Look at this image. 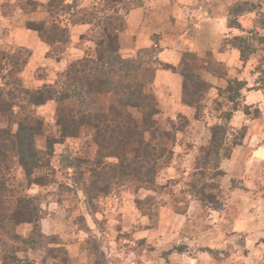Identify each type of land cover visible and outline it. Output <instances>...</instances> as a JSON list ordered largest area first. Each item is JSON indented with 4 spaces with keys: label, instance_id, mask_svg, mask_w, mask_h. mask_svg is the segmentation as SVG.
Here are the masks:
<instances>
[{
    "label": "rangeland",
    "instance_id": "374dc122",
    "mask_svg": "<svg viewBox=\"0 0 264 264\" xmlns=\"http://www.w3.org/2000/svg\"><path fill=\"white\" fill-rule=\"evenodd\" d=\"M26 1L0 0V85L11 83L9 71L14 67L15 60L22 65L29 51L32 53L29 63L36 59L35 69L29 68L26 76L21 73V79L24 85L31 88L56 82L63 78L71 62L87 54H97L96 42L90 40L94 35L92 26L87 24L81 32V24H74V20L81 8L92 7L93 4L98 8L108 7L103 0H64L65 3L76 1L72 4L71 13L65 10L62 3L53 5L52 1L48 4L50 0H39L43 5L36 12L26 13L22 9L27 8ZM127 1L128 4L141 2ZM261 7L258 11L264 13V6ZM106 12L112 13V10ZM260 17V12H255L251 26L244 25L243 29L258 27L264 35V29L258 25ZM27 20L43 21L49 26L57 22L68 27L59 38L68 42L49 45L34 31L42 45L45 43L47 47L37 57L34 56L35 51L31 47L16 43L24 25L19 23L23 21L26 26ZM152 48L155 52L159 50L156 46ZM146 51L138 50L129 57L141 58ZM256 53L246 63L243 62L242 67L239 65L230 73L232 77L248 81L247 88L242 91L241 102L249 105V113L243 109L234 113L226 140L232 148L235 137L245 132L242 143L237 146L247 145L252 150L247 155V167H241L244 172L239 171L237 176L229 173L223 166L228 158H224L221 168L226 174L217 179L205 178L209 183H217V188L211 190L217 195L219 204L203 205L189 188L199 165L197 163L202 158L200 146L206 144L211 136L210 126L215 122L224 123L221 113L232 108L231 103L219 96V88L227 84L219 87L207 78L210 71L229 74L230 69L218 65L213 59L202 62L203 59L199 58L202 63L209 62L200 71L202 84L205 85L197 88V95L202 96L199 105L204 109L203 118L199 121L194 118L196 107L187 104L190 97L185 94L184 88L173 93L155 85L158 113L150 117L146 124L145 138L152 143L150 149L154 155L164 154L161 158L149 156L147 167H150L151 176L155 179L152 188L148 187L147 181L133 180L134 175L123 176L122 168L117 167L118 160L107 156L108 149L102 147L100 139V145L96 143L97 137L91 129L83 130L78 136L62 138L57 125L56 101L38 107L37 112L45 122V132L36 137L38 148L45 149L50 137H56L58 142L54 145L53 155L44 153L51 165L36 173L46 175L49 184L43 187L35 184L28 193L41 194L45 216L57 220L50 234L59 235L64 247L63 251H57L56 257L48 249L31 252L34 264H264V234L251 240L245 229L229 227L228 221L222 218L232 206L236 207L231 211L233 214L244 206L251 210L248 201L254 193L259 194L261 204L254 203L251 211L256 215L264 210V195H260L264 193V173L262 177L258 176L260 159H264V91L252 88L260 76L253 70L264 55V46ZM152 61H156L155 57ZM158 67L174 68L168 64ZM30 70L33 71L29 73ZM107 100L109 97H103L101 102ZM132 112L133 117L141 121L142 114L136 109ZM7 123L6 118L0 117V126L5 127ZM133 153L129 151V157H133ZM68 156L84 160L82 170L93 189V204L86 203L85 193L80 187L81 169L66 167ZM232 157L233 153L229 158ZM242 159H237L239 166ZM7 165L14 182L27 186L24 169L12 151H9ZM114 167L117 170H112ZM30 227H19V232L27 234ZM21 255L25 257L23 253ZM76 257L78 260H75Z\"/></svg>",
    "mask_w": 264,
    "mask_h": 264
},
{
    "label": "trees",
    "instance_id": "16d2710c",
    "mask_svg": "<svg viewBox=\"0 0 264 264\" xmlns=\"http://www.w3.org/2000/svg\"><path fill=\"white\" fill-rule=\"evenodd\" d=\"M52 1L53 5L62 3L68 13L72 12V4L76 2L50 0L48 4H52ZM103 2L107 3L108 7L98 8L93 4L92 7L81 8L76 15L77 19L74 20V24L92 26L94 35L90 40L97 45L95 56L87 54L71 62L63 78L56 82L31 88L24 85L21 79V73L26 76L29 68L35 69V63L31 64L32 60L29 63L32 55L29 51V56L22 65L16 60L14 65L12 64L14 67L9 71L11 83L0 85V117L6 118L8 122L5 127L0 126V264H34L30 257L31 252L48 249L56 257L57 251H63L60 236L47 234L43 230L42 221L46 216L41 194L28 193L30 187L35 184L39 187L49 184L46 175L36 173L37 170L51 165L50 159H47L44 153L53 155L54 145L58 142L56 137H50L47 139L46 148L42 150L36 144V137L45 132V122L37 108L47 102L56 101L58 104L57 125L60 127L62 138L78 136L83 130L91 129L97 137L96 143H101L102 147L108 149L107 156L118 160L117 167L122 168L123 176L134 175L133 180L147 181L149 188L155 184L150 167H147L148 159L150 155L161 158L164 153L157 156L151 152L152 143L145 138V126L150 117L158 113L154 81L158 65L162 63L158 59L152 61L154 53L157 54L153 48L143 49L147 51L141 58L122 55L120 32L125 28L128 12L138 4H128L127 0ZM26 5L27 8L22 9L29 13L36 12L43 3L39 0H27ZM261 8V5L250 1L234 3L229 11V26L242 28L239 16L260 12L258 25L264 29V13L258 11ZM109 10H112V13L106 12ZM26 26L36 31L49 45L64 42L59 38L68 30V27H63L57 22L49 26L43 21L27 20ZM243 31L246 34L226 38L222 48H237L241 60L246 63L264 46V35L258 31V27ZM67 42L68 40L64 43ZM186 55L175 69L183 77L185 94L190 97L187 104L196 107L194 118L199 121L203 118L204 109L199 105L202 96L197 95V88L205 85L202 84L200 71L204 69L205 63L209 62L202 63L191 53ZM31 71L33 70L28 72ZM254 71L259 72L260 76L252 88L264 91V56ZM221 75L226 77L227 85L219 88V96L225 102L231 103L232 108L221 113L224 123L215 122L210 126L211 136L206 144L200 146L202 158L189 182L190 190L206 206L219 204V200L211 190L217 188V183H209L205 178L208 176L217 179L226 174L221 168L222 160L231 157L233 148L241 144L245 137V132L236 136L231 148L226 140L230 133V121L236 111L243 109L249 113V105L241 102L242 91L247 88L248 81L232 77L225 71ZM103 97H109V100L101 102ZM132 109L142 114L141 121L133 117ZM9 151H12L24 169L28 180L25 187L23 183L17 185L14 177L9 176ZM129 151H134L133 157H129ZM83 164L82 158H66V167L81 169L80 187L85 193L86 203L90 205L93 204V189L85 179ZM112 170L117 169L114 167ZM25 225L31 226L27 234L19 232V227ZM21 253L25 254V257H22Z\"/></svg>",
    "mask_w": 264,
    "mask_h": 264
},
{
    "label": "crops",
    "instance_id": "0c3cea01",
    "mask_svg": "<svg viewBox=\"0 0 264 264\" xmlns=\"http://www.w3.org/2000/svg\"><path fill=\"white\" fill-rule=\"evenodd\" d=\"M238 1H250L257 4L260 2L261 6H264V0H141L126 16L125 28L120 32L121 51L124 56L129 57L138 50L156 46L159 47V50L155 59L161 61L162 65L168 64L174 68H178L185 55L191 53L196 55L198 59H203L202 62L213 59L217 63L226 66L230 69L227 72L231 75L233 69L239 65L242 67L243 61L237 48L227 46L223 49L222 45L226 38L245 33L241 28L229 26L230 7ZM254 14L255 12H251L239 16L242 28L244 25L246 27L251 26V18ZM23 21L19 23L24 25L20 30V38H16V43L31 47L35 51L34 56L37 57L38 53L47 47L45 43L42 45V41L38 40V35L33 30L28 29ZM87 26V24H81L80 27L83 29H81V32ZM34 61H36L35 58L32 59L31 64ZM174 68H157L154 83L158 89L165 88L173 93L174 91L181 92L183 77ZM207 74V78L213 84L219 87L224 86L225 83L227 84L225 76L211 71ZM251 150L252 148L247 145L237 146L233 152V157L226 159L223 166L229 173L237 176L236 174L239 171L240 173L241 171L244 172V168L241 167H247L249 162L247 155ZM239 157L243 158L240 166L237 162ZM260 161L258 176L261 175L262 177L264 159H260ZM251 171L249 170V172ZM258 195V193H254V196L248 201L251 210L254 203H260L261 199ZM260 195H264V193ZM260 204H257V206ZM235 208V206L230 207L222 216L223 220L228 221L230 224L229 227L245 229L244 232L250 234L251 240L254 239L252 237L264 234V210L262 213L255 215L244 206L242 210L240 209V211L238 210L233 214L231 211ZM56 222L57 220L52 216L44 218L42 221L43 230L50 234V232H53L52 229L55 228L54 223L56 224ZM81 246V243H79V249L82 250ZM75 260H78L77 257Z\"/></svg>",
    "mask_w": 264,
    "mask_h": 264
}]
</instances>
